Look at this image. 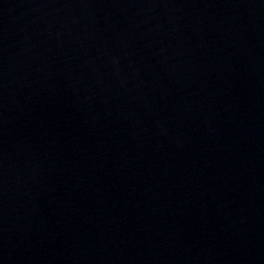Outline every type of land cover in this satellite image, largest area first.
I'll list each match as a JSON object with an SVG mask.
<instances>
[{
	"label": "water",
	"instance_id": "1",
	"mask_svg": "<svg viewBox=\"0 0 264 264\" xmlns=\"http://www.w3.org/2000/svg\"><path fill=\"white\" fill-rule=\"evenodd\" d=\"M0 264H264V0H0Z\"/></svg>",
	"mask_w": 264,
	"mask_h": 264
}]
</instances>
